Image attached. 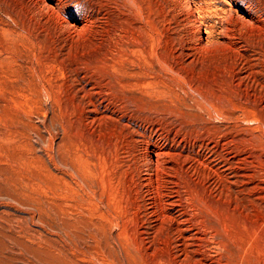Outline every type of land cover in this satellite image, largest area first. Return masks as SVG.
<instances>
[{
	"label": "rangeland",
	"instance_id": "1",
	"mask_svg": "<svg viewBox=\"0 0 264 264\" xmlns=\"http://www.w3.org/2000/svg\"><path fill=\"white\" fill-rule=\"evenodd\" d=\"M0 264H264V0H0Z\"/></svg>",
	"mask_w": 264,
	"mask_h": 264
},
{
	"label": "bare ground",
	"instance_id": "2",
	"mask_svg": "<svg viewBox=\"0 0 264 264\" xmlns=\"http://www.w3.org/2000/svg\"><path fill=\"white\" fill-rule=\"evenodd\" d=\"M224 1H226V0H224ZM222 2H223V1H222ZM225 3H226V2H225ZM231 8H232V6H231ZM231 11H232V10H231ZM52 16H53V15H52ZM64 21H65V20H64ZM249 23H250V21H249ZM202 25H204V24H202ZM199 26H200V25H199ZM199 26H198V27H199ZM198 31H199V30H198ZM200 31H201V30H200ZM201 32H202V31H201ZM158 165H159V163H158ZM158 165H157V166H158ZM174 169H175V168H174Z\"/></svg>",
	"mask_w": 264,
	"mask_h": 264
}]
</instances>
